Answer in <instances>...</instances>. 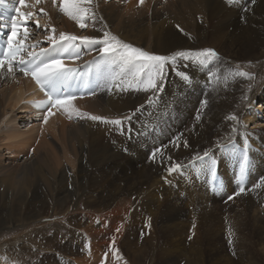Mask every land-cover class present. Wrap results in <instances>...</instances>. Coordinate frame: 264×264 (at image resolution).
Instances as JSON below:
<instances>
[{
  "label": "bare ground",
  "instance_id": "obj_1",
  "mask_svg": "<svg viewBox=\"0 0 264 264\" xmlns=\"http://www.w3.org/2000/svg\"><path fill=\"white\" fill-rule=\"evenodd\" d=\"M61 6V0H56L55 5L53 0H40L39 3H36V0H28V6L21 7L22 12L33 13L31 19L35 26L33 29L27 30L29 42L39 35V39L44 41L43 46H45L49 43L48 36H55L59 39L61 32L77 37L99 38L103 35L101 30L103 29L118 36L125 43L158 55H168L178 50L196 51L214 48L216 51H221L226 57H233L237 60H259L264 57V0H255L254 4L251 3V0H144L143 4H140L139 0H92V5L84 6L93 8L97 19L95 22L91 19L83 21L86 24L85 28H81L79 23L61 11ZM67 7H73L72 0H69ZM41 9L44 11L41 12ZM100 17L103 19L100 20ZM36 21L39 22V27L36 26ZM52 29H55V32ZM27 51L23 54L26 55ZM78 51L79 59H65H68L70 64L80 62L88 65L85 64V61H92L96 64V72L87 91V94L93 91L95 94L74 99L72 108L69 110L57 107L51 110L52 114H48L46 107L38 108L32 103V100L43 101L46 99L44 93L32 79L23 76L18 71L15 78L0 74V213L9 203L10 206L7 207L11 208L10 216H7V219L0 215V228L7 226L12 230L22 224L25 226L29 222H40L45 226L44 221L48 219L49 213L52 216L63 211L65 219L70 221V218L76 215L77 199L81 196V191L83 192L86 188L90 171L113 170L127 166L123 152L119 161L114 159L119 155L116 142L122 141L123 145H126L128 136L132 135L133 137L139 125L150 121L152 115H150V104L146 103L148 98L150 96L155 98L160 94L163 107L167 108V101L175 102L178 105V98L185 91L186 77L177 73H183L186 76L187 71H191L190 68H192V73H196L198 81L201 80V84L209 79L206 73V62L201 64L194 63L192 60H181L177 65L170 66L165 70L166 78L163 91L161 90L155 95L151 91H137L131 88L120 90L115 86H112L110 90L107 87L101 90L97 87V83L104 62L100 60L96 51L87 46L81 45ZM217 60L220 59L218 57L212 59L210 67L215 65L213 62ZM226 63L233 67L231 63ZM199 65L200 72L195 69ZM218 71H223L222 76H227L225 72L229 73L226 64H223L219 69L215 68L217 76L214 74L212 78H217L214 79L213 93L215 96L212 104L218 108H225L224 112H226V109L233 107L235 103L242 102L243 97L248 96V113L246 110L240 116L246 125L251 124V129L263 132V85L246 94L247 85H242V88L237 83V78L239 79L240 76L232 77L230 70L228 78L222 77L223 79H221ZM198 90L200 93L202 92L200 84ZM140 105H144V108L133 117L134 126L130 125V128L128 126L124 136L117 133L116 126L82 118L72 110L78 109L79 113L106 116L112 119L135 112ZM181 112L182 110H178L174 122L171 117H166L163 113V120H167L164 136L158 139L150 132L151 141L155 140V146L159 141L165 140L168 132L179 121ZM46 114H48L47 122L44 121ZM135 143H131L130 147L134 149V152L138 151L136 153H139L143 159L145 152ZM171 151L170 147L164 153L159 151L153 160L158 158L160 161L154 162L148 159L142 165L145 166V169L140 170V181L135 180L131 194L129 186L119 191L117 201L120 207V217L111 220L115 223L114 227L119 229L118 233L114 235L110 232L111 229H107L103 232L105 238L98 240L95 237V229L90 230V256L78 259V264H97L99 261H102L101 264H150V257L152 258V254L156 251L154 242L158 243L162 239L164 245L170 238L178 240L177 236L181 235L185 225L184 219H182L186 215L184 199L177 198L176 192L171 188L167 191L168 195L164 196L160 204L155 207L153 197L156 194L149 195L159 188L155 185L158 181L151 175V169L155 167L161 170L168 167ZM260 165L261 168L256 173H264V158L260 161ZM253 176L255 177L254 174L249 177L251 181L254 179ZM89 181L90 183L95 182V179L90 177ZM141 181H150L148 187L151 188V192L150 189H141ZM222 184L218 176L217 185L220 187L217 188L223 192ZM225 186L227 189H231V180L227 179ZM134 194L136 196H133ZM189 194L192 199L197 200L195 190L190 191ZM157 196L156 199L159 201L160 196ZM92 204L94 203L90 201L89 205ZM141 209H143V213H148L146 223L149 224L151 230V234L147 237L150 245H141L140 247L134 245L137 248L134 247V250H130L128 246L134 243L130 240L129 235L134 233L132 227H135V219L141 214ZM93 212H90L92 221L96 219ZM189 213H192L191 217H194L196 212ZM204 216L205 214H203ZM262 220L264 221V216ZM82 221H79L77 225L82 224ZM152 224L153 229H151ZM190 224L192 223L188 222L187 235ZM262 227L264 226L262 225ZM193 232L194 240H197L199 228L196 227V223ZM261 232H263L262 235L260 234L261 251L264 253V231ZM21 237L24 239L23 236ZM113 238L115 239L114 244ZM15 246L17 247L16 244ZM122 246H125L128 251L127 254L132 263L117 258L116 260L114 253L110 257H104L102 254L109 249L121 250ZM164 247L166 248V246H161L160 250L156 248L160 260L165 259L169 253ZM4 251L0 252V264H21L12 261L13 258L6 255ZM187 256L186 259L189 260Z\"/></svg>",
  "mask_w": 264,
  "mask_h": 264
},
{
  "label": "rangeland",
  "instance_id": "obj_2",
  "mask_svg": "<svg viewBox=\"0 0 264 264\" xmlns=\"http://www.w3.org/2000/svg\"><path fill=\"white\" fill-rule=\"evenodd\" d=\"M216 52L220 60L214 61L215 65L211 67L210 63L212 60L206 62V73L209 79L204 81L203 85L200 83L201 80L198 81L196 73L191 72L192 68H190L191 71H187L186 76L184 75V78L186 77V86L183 95L181 94L178 98L179 101L177 100L178 105L175 102L167 101L166 104L168 105L166 108L162 106L160 94L153 98V102L150 104V115H152L150 121L139 125L134 136L130 135L128 136V140L126 139V145H123L122 141L120 143L116 142L119 155L118 157H114V159L119 161V157L123 152V155L126 157L127 166L113 169L114 171L111 169L90 171L86 188L83 192L81 191V198L79 197L78 201L76 200V215L70 218V221L65 219L66 216H64L63 211L59 212L60 214H53L52 216L49 213L48 219H45L46 222L43 220L46 224L45 226L40 224V222H29L25 226L22 224L12 230L7 226H3L0 228V252L5 250V254L13 258L12 261H17L21 264H78V259L90 256V230L95 229V237L98 240L105 238L103 232L107 229H111L110 232L114 235L118 233L117 227H114L115 223L111 220L120 217V207L117 201L119 191L129 186L131 187V189L129 188L131 194L135 180L140 181V170L145 169V166L142 165L148 159L154 162L160 161L158 158L156 160L151 158L153 150L160 149L164 153L170 147L172 148L168 159L170 165L161 170L155 167L151 169V175L158 181L155 185L159 188L149 195L154 196L156 194L153 197L156 207L163 200V197L168 195L167 191L173 188L172 190L176 192L175 196L184 199L186 215L182 219H184L185 225L184 229L182 228L181 235L177 236L178 240L170 238L164 245L162 239L158 243L154 242L156 251L152 252L153 254L151 253L153 257H150V264H264V253L261 251L262 240L260 239L263 233L261 231H264V227H262V225L264 226V221L262 220L264 216V182L260 178L264 177V173H256L261 168L260 161L264 158V131L251 129V124L246 125L241 118L243 112L247 110L248 113V96H244L242 102L235 103L233 107L226 109V112H224L225 108H218L212 104L215 96L213 93L215 86L214 79L217 78H212L214 74L217 76L215 68L219 69L223 64H226V69L229 73L225 72V74L227 73V76L228 74L230 75L231 70L232 77L240 76L239 79L237 78V83L242 88L244 84L247 85V90H245L247 94L252 89H257L262 85L264 87V57L259 60H237L233 57H226L221 51ZM192 62L195 63V61ZM226 62L231 63L233 67L229 66ZM195 69L199 71L201 69L200 65L196 66ZM240 70L250 75L248 77L240 75ZM198 71H196L197 74ZM219 74L221 79H223L222 77H227L226 75L222 76L224 74L223 71H220ZM199 84L202 88L201 93L198 90ZM205 100L207 104L206 106H202L201 101ZM171 110L173 111L171 112ZM178 110H182L181 116L178 118L179 121L168 132L165 140L159 141L158 145L155 146V140L151 141L150 134L153 133L158 139H161L164 133H166L165 122L167 120H163V113L166 117H171L172 122H174ZM198 111L200 112L199 120L196 119ZM233 115L237 117L236 120L230 119ZM134 122L135 120L132 119L131 126H134ZM128 126L125 123L123 132L118 129L117 133L124 136ZM234 128L236 129L235 132L233 131ZM177 137H179V140L173 143ZM245 138L249 144V147H247L249 149L247 168L249 174L247 175L248 183H246L248 185L245 188V192L229 200L228 196L234 193L233 191L239 190L237 188V172L241 155L237 150L240 151L243 148L242 145L244 146ZM185 141L187 142V146H184ZM131 143L138 144L142 148L145 152L144 160L140 157L139 153H136L138 151L134 152V149L130 147ZM205 151L209 152L211 158L219 160L217 177L219 176L220 181L223 183V192L222 190H218L217 187L216 190L211 191L207 160H195L197 155L202 156ZM122 158L124 157L122 156ZM135 158H137L136 161H134ZM173 164L182 165V168L178 172L169 173L167 169ZM253 174L255 177L253 176L254 179L251 181L248 176L250 177ZM90 177L93 180L95 179V182L90 183ZM227 179L232 182L231 189H227V186H225ZM149 183L150 181H141V189H150L151 192V188L148 187ZM257 184L260 186L255 187ZM194 190L197 200L192 199L189 194L190 191ZM157 195L160 196L159 201L156 199ZM133 196L136 195L134 194ZM90 201L94 204L89 205ZM7 206H10V203ZM7 206L0 213L1 217H6V219L11 213H9L11 208ZM91 211L96 216L94 221H92L90 216ZM142 211L143 209L140 210L141 214L135 219V227H132L134 228V233L129 235L130 240L134 243L130 245L131 247L128 246L130 250H134V247L137 248L141 245H150L147 239L151 234L150 226L146 223L148 213H143ZM192 211L196 212L194 217H191L193 214L189 213ZM203 214H205L204 217ZM81 220L84 222L82 221V224L78 226L77 224ZM188 222L192 224H190L189 234L187 235ZM195 223L196 227L199 228V238L197 240H194L193 232V225ZM229 228L234 233L231 246L228 243ZM151 229H153V224ZM134 245H137V247ZM161 246H166L164 249L169 251L163 260L159 259L157 250H160ZM120 249L118 251L109 249L102 254L104 257H110L114 253L115 259L132 263L125 246H122ZM186 256L189 260L186 259ZM99 262L97 264L102 263V261Z\"/></svg>",
  "mask_w": 264,
  "mask_h": 264
},
{
  "label": "snow or ice",
  "instance_id": "obj_3",
  "mask_svg": "<svg viewBox=\"0 0 264 264\" xmlns=\"http://www.w3.org/2000/svg\"><path fill=\"white\" fill-rule=\"evenodd\" d=\"M39 2L40 0H36V3ZM68 3L69 0H61V11L79 23L81 28L86 27L83 21L91 19L95 22L97 19L93 8L84 6L92 5V0H72L73 7L71 8L67 7ZM139 3L143 4L144 0H139ZM251 3L254 4L255 0H251ZM17 4L20 6H28V0H0V7L9 8L15 13V15L7 17L0 15V28L8 30L6 40L0 42V74H6L15 78L16 72L18 71L26 77L30 76L46 96L45 100L33 101L32 103L38 108L46 107L48 114H52L51 109L54 107H62L65 110L72 108V100L75 97L65 92L63 87L67 82L75 78L79 66L65 64L64 59H79L78 49L81 45L96 51L100 60L104 62L101 68L99 82L97 83L98 88L103 90L107 87L110 90L112 86H115L120 90L131 88L137 91H151L154 95L162 90L166 78L165 70L170 66L177 65L181 60H192L203 64L218 57V53L212 48L196 51L178 50L168 55H158L154 52L145 51L143 48L135 47L130 43H125L118 36L103 29H101L103 35L99 38L87 36L77 37L63 32L59 34V39L55 38V36H48V48H39L38 51H27L26 55H24L23 53H25L26 47H36V45H25V40L28 37V31L25 26L32 18L33 13L21 12L20 8L16 6ZM53 4H56V0H53ZM40 11L43 12L44 10L41 9ZM17 16L20 18L17 19ZM99 19L102 20L103 18L100 17ZM35 23L39 27V22L36 21ZM177 28H179V25H177ZM21 29H23V38L19 36ZM52 31L55 32V29H52ZM180 31H183V29H180ZM77 41L79 43H76ZM90 63L92 61H85V64ZM177 74L181 76L185 75L183 73ZM239 74L244 76L250 75L243 71ZM89 94L94 95L95 92L93 91ZM152 102L153 97L150 96L146 103L151 104ZM201 104L202 106H206L207 101H201ZM143 108L144 105H140L135 112L112 119L106 116L79 113L78 109L72 110L76 111L82 118L111 124L123 132L125 123L130 128L133 117ZM48 114L44 116L45 122L48 120ZM196 119H200L199 111L197 112ZM230 119L236 120L237 117L233 115ZM233 131L235 132L236 129L234 128ZM178 140L179 137L175 138L173 143H176ZM177 146L179 145L177 144ZM184 146H187L186 141L184 142ZM247 147L248 141L245 138L244 151L239 165L241 183L238 185L239 190L233 195L228 196L229 200H232L235 195H240L246 191L243 184V175L248 168ZM159 151L160 149H154L151 158L154 159L156 153ZM195 160H207L210 170L212 172L215 171V161L210 157L208 151H205L202 156L197 155ZM181 168L182 165L173 164L167 171L169 173L178 172ZM260 180L264 182V177H261ZM216 186L220 187L219 185ZM259 186L257 184L255 187ZM228 235V243L231 246L233 243L232 236L234 235L231 228H229ZM189 238L191 239V237ZM114 243L115 239L113 238Z\"/></svg>",
  "mask_w": 264,
  "mask_h": 264
}]
</instances>
